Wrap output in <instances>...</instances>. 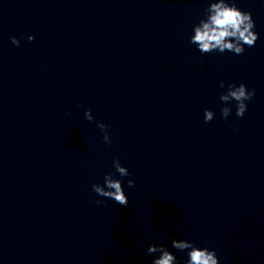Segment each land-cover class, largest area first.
<instances>
[{
	"label": "water",
	"instance_id": "1",
	"mask_svg": "<svg viewBox=\"0 0 264 264\" xmlns=\"http://www.w3.org/2000/svg\"><path fill=\"white\" fill-rule=\"evenodd\" d=\"M236 3L243 55L189 43L208 0H0V264H151L153 243L183 264L171 238L264 264V0ZM229 83L255 89L243 118ZM117 159L127 206L92 191Z\"/></svg>",
	"mask_w": 264,
	"mask_h": 264
},
{
	"label": "clouds",
	"instance_id": "2",
	"mask_svg": "<svg viewBox=\"0 0 264 264\" xmlns=\"http://www.w3.org/2000/svg\"><path fill=\"white\" fill-rule=\"evenodd\" d=\"M204 18L193 26L194 33L189 37V43L195 45L201 55L212 53L224 54L231 52L236 55H243L245 46L254 47L259 39V34L254 31L255 21L250 12L242 11L237 7L236 0H208V7L204 9ZM23 36H21V39ZM34 36H29L31 42ZM13 45L19 46L20 40L16 37L11 38ZM220 89H225V82L220 81ZM255 96V89L248 90L246 85L241 83L227 84V90L220 93L219 99L225 105L236 103V117L243 118L247 111L246 102L251 101ZM82 107V105H81ZM221 118L227 120L232 113L229 106L220 109ZM66 115H71L67 113ZM85 119L93 121L94 117L90 110H86ZM215 118V113L209 109L204 110V122L210 123ZM97 127L103 135V143L111 144L108 134V126L97 122ZM113 172L105 174L103 185L95 183L92 191L98 196L112 199L120 206H127L129 201L122 187V179H115L119 174L121 178L130 176L127 168L121 166L120 161H113ZM128 187H134V181L128 180ZM102 200H96V205H101ZM171 247L177 252L186 254L183 264H220L215 250L197 247L194 242L188 240H176L171 238ZM145 256L153 257L151 264H179L177 255L171 252L165 245L155 243L148 245ZM159 254V255H157Z\"/></svg>",
	"mask_w": 264,
	"mask_h": 264
}]
</instances>
